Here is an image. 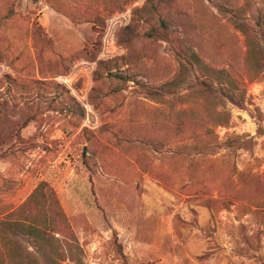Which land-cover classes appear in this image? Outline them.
<instances>
[{
  "label": "rangeland",
  "instance_id": "obj_1",
  "mask_svg": "<svg viewBox=\"0 0 264 264\" xmlns=\"http://www.w3.org/2000/svg\"><path fill=\"white\" fill-rule=\"evenodd\" d=\"M149 1L0 0V264H264V0Z\"/></svg>",
  "mask_w": 264,
  "mask_h": 264
},
{
  "label": "trees",
  "instance_id": "obj_2",
  "mask_svg": "<svg viewBox=\"0 0 264 264\" xmlns=\"http://www.w3.org/2000/svg\"><path fill=\"white\" fill-rule=\"evenodd\" d=\"M152 0H150L148 2L151 3ZM141 11H146L147 15L151 14V13H157L158 10H155V11H147V5L141 9ZM163 24H165V22H163ZM262 30H263V33H264V19H263V23H261L259 25ZM177 56L178 58H181L184 63H186L185 65L188 66V67H191L194 69V71L196 72V74L200 71L202 72H205L207 73L206 75L202 76L201 77V80L199 79V77L197 75L195 76L194 80L196 81H199L200 82V86H205V85H210L211 88H213V85L212 83L210 82L211 81V75L209 74V69L208 67L201 61V59L198 57L197 53L190 50V49H183V50H178L177 51ZM184 65V66H185ZM219 74H221V76H225L226 73L225 71H220L218 72ZM171 85V84H170ZM221 88H224L223 86ZM226 92H229L228 89H221V93L222 94H227V95H224L229 101L235 103L237 102V98L235 95H230L229 93H226ZM46 196L45 194V191H44V184H41L37 189L36 191L34 192V194L32 195L31 197V200H35L39 197H44ZM52 195L50 194V197ZM55 213H57V210H55ZM13 227L15 228H18L19 229V234H27L28 236H32V238H38L39 239V236H46L48 237L47 239V242L48 243H51L52 241L49 239V234H48V231L50 232H53V227H51L52 224L48 225L47 229L48 231L45 232V234L42 232V230L39 228L38 225H36L35 223L33 224H24L22 223V221H16V222H12L11 223Z\"/></svg>",
  "mask_w": 264,
  "mask_h": 264
}]
</instances>
